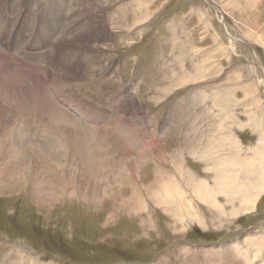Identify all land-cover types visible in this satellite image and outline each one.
<instances>
[{
    "label": "rangeland",
    "instance_id": "obj_1",
    "mask_svg": "<svg viewBox=\"0 0 264 264\" xmlns=\"http://www.w3.org/2000/svg\"><path fill=\"white\" fill-rule=\"evenodd\" d=\"M251 82L264 101V0H0V264H264V134L248 156L235 108L254 114ZM39 90L90 131L85 149L17 106ZM39 156L61 179L38 182L57 172Z\"/></svg>",
    "mask_w": 264,
    "mask_h": 264
},
{
    "label": "bare ground",
    "instance_id": "obj_2",
    "mask_svg": "<svg viewBox=\"0 0 264 264\" xmlns=\"http://www.w3.org/2000/svg\"><path fill=\"white\" fill-rule=\"evenodd\" d=\"M4 2V1H3ZM224 17V16H223ZM222 17V18H223ZM224 19V18H223ZM223 19H222V21H223ZM47 22V21H46ZM50 22V20L47 22V23H49ZM52 22V21H51ZM71 22V21H70ZM55 28V27H54ZM230 35V38L231 39H235V37L234 36H232L231 34H229ZM63 37H64V35H62ZM62 39H64V38H62ZM98 42V41H97ZM62 43V42H61ZM98 47V46H97ZM50 48V47H49ZM42 51V50H41ZM50 54V53H49ZM69 54V53H68ZM39 58H38V63H47V62H45V61H47V53H45V54H43V55H39L38 56ZM51 58V57H50ZM71 58H72V56H71ZM49 60V59H48ZM35 61V60H34ZM69 62V61H68ZM67 62V63H68ZM92 62V61H91ZM50 63V62H49ZM73 63V62H72ZM32 64H34V63H32ZM36 64V63H35ZM37 65V64H36ZM33 66H35V65H33ZM39 66V65H38ZM35 69V68H34ZM17 70V69H16ZM62 73V72H61ZM54 76V75H53ZM64 79V78H63ZM66 80V79H65ZM182 80V79H181ZM67 82H69V81H67ZM66 82V83H67ZM64 83V82H63ZM73 84V83H72ZM69 85V84H68ZM0 91H2V90H0ZM28 91H29V89L28 90H25V92L24 93H28ZM31 91V90H30ZM36 91H38V90H36ZM40 91V90H39ZM70 91V90H69ZM33 92H35V91H33ZM42 92H46L45 90H42V91H40V93H33V96H34V99H31V100H33V102L31 101V100H29V101H26V102H24L23 101V99L20 101V102H18L17 103V106L19 105H21V108H24V107H26L27 108V111H28V107H31V111H34V112H31L30 111V113L34 116V117H38V116H44L45 114H46V119H47V122L46 123H49V125L48 124H46L47 125V128H49V130H48V132L50 131V134H53L54 133V135H55V133H56V135L61 139V136L62 137H64V139L63 140H60L56 135V137H57V140L55 139V137H54V142L51 144V145H53V146H56V144L58 145V146H62V147H66V150H70L74 145H73V143L75 142V144L77 145V146H80V148L81 149H85V147H86V145H88V142H92V139H91V136H93V135H91V136H89V134H90V131H88L87 130V132L84 130V128H82L83 126L82 125H80V123L78 122V120H76L72 115H70V114H68V112L67 111H65V109H63V108H59L58 106H57V104H53L54 103V101L51 99V96L53 95V93L51 94V96H50V94H47V93H45L44 94V96L41 98V103H42V105L39 103V98H40V94H41V96H42ZM24 93H22V96H23V94ZM32 93V92H31ZM2 95V94H1ZM58 96V95H57ZM160 97H162L161 95H160ZM5 101V100H4ZM77 101V100H76ZM80 102V101H79ZM78 102V103H79ZM47 104H51L52 106H53V109H50V105H47ZM24 107H23V106ZM18 108V107H17ZM20 108V107H19ZM20 108V109H21ZM25 110V109H24ZM24 110H23V113H25L24 112ZM33 117V118H34ZM39 118V117H38ZM25 119V118H24ZM23 119V120H24ZM36 119V118H35ZM38 120V119H37ZM44 121H45V119H43ZM85 120V119H84ZM25 121H27V120H25ZM33 121H34V119H33ZM81 121V120H80ZM29 122H30V120H29ZM32 122V121H31ZM40 122H41V120H40ZM82 122V121H81ZM79 123V124H78ZM15 125V124H14ZM23 126V125H22ZM31 126V125H30ZM32 126H34V125H32ZM35 127V126H34ZM16 128H18V127H16ZM31 128V127H30ZM29 129V128H28ZM33 130V129H32ZM4 131V130H3ZM6 131V130H5ZM15 131H17V129H15L14 131H12V130H8V132H5V134L4 135H2V139H3V143H4V140L8 143V147H9V149L11 150L10 151V154H6L8 157H11L12 158V162H10L12 165H10L9 167H7V168H9L8 170V172H10L9 173V175H10V177H19V175H21V174H19V173H21V170H22V164H24V160H25V155H22L23 154V152H25L26 151V148H24V146L23 145H20L22 142L21 141H19V139H18V137H15V136H18V135H16L17 134V132H15ZM20 131L21 132H23V130H22V127L20 128ZM18 133H19V131H18ZM35 133V132H34ZM29 134V133H28ZM50 134H49V136H50ZM27 135V134H26ZM96 136V135H95ZM1 137V136H0ZM21 137V136H20ZM28 137V136H27ZM26 137V138H27ZM41 138V137H40ZM75 138V139H74ZM38 139V138H37ZM25 141V140H24ZM32 141H33V139H32ZM17 142H18V144H19V146H18V148H15V149H11V145H14V147H15V145L17 144ZM52 142V141H51ZM11 145H10V144ZM24 143V142H23ZM22 143V144H23ZM26 144V143H25ZM44 144V143H43ZM43 144H42V146H43ZM27 145H29V143L27 144ZM35 145H38V144H35ZM73 145V146H72ZM3 146H4V144L2 145V143H0V149H3ZM17 146V145H16ZM42 146H36V151L35 152H38L39 151V149L42 147ZM46 146V145H45ZM61 146H60V148H61ZM7 147V148H8ZM28 147V146H27ZM29 147H31V143H30V146ZM47 147V146H46ZM89 147V146H88ZM196 147V146H195ZM45 148V147H44ZM43 148V149H44ZM48 148V147H47ZM79 148V147H78ZM209 148V147H208ZM29 149H31V148H29ZM35 149V148H34ZM46 149V148H45ZM197 149V148H196ZM195 149V150H196ZM8 150V149H7ZM49 150V149H48ZM72 150V149H71ZM70 150V151H71ZM74 150V149H73ZM97 150V149H96ZM95 150V151H96ZM44 151V150H43ZM42 151V152H43ZM46 151V150H45ZM44 151V152H45ZM2 152V151H1ZM3 152H4V150H3ZM2 152V153H3ZM27 152V151H26ZM48 152V151H47ZM50 152V151H49ZM1 154V153H0ZM2 155V154H1ZM48 155H49V153H48ZM3 156V155H2ZM45 157H47V156H45ZM39 159V160H38ZM231 159V158H230ZM37 160H38V162H37V167H43V171L46 169H44V167H47V169H49L48 171H54V170H56V169H58V170H61V171H63L62 169H60V168H57V167H54V168H52V166H53V163H51L50 162V160H48V158H47V160H45L44 158H42V156H39V158L37 157ZM11 161V160H10ZM249 162H250V160H248ZM49 162V163H48ZM209 162V161H208ZM5 163V162H4ZM36 165V164H35ZM64 165V164H63ZM0 167H1V165H0ZM20 167H21V170H20ZM5 168V167H4ZM36 168V167H35ZM56 168V169H55ZM47 169H46V171H47ZM64 169V168H63ZM66 169H67V167H66ZM181 169H182V167H179V171H181ZM34 170V169H33ZM65 170V169H64ZM78 170V169H77ZM18 171H19V173H18ZM57 171V170H56ZM68 170H66L65 172H67ZM70 171V170H69ZM71 171H74V170H71ZM76 171V170H75ZM74 171V172H75ZM17 172V173H16ZM35 172V171H34ZM37 172H39L40 173V171H38L37 170ZM42 172V171H41ZM1 173V172H0ZM50 173V172H49ZM59 173H61V174H59ZM64 173V172H63ZM72 173V172H71ZM17 174H18V176H17ZM35 174V173H34ZM37 174V173H36ZM40 174H44V173H40ZM47 174V173H46ZM182 174V173H181ZM188 174V173H187ZM49 175V174H48ZM52 175V174H51ZM58 175H62V172H53V175L52 176H47V177H49V178H43V179H41L40 178V176H39V179L40 180H38V182L39 183H45V182H49L50 180H53L54 182H56V181H58L57 179H59V178H57L58 177ZM69 175H70V172H69ZM183 175V174H182ZM189 175V174H188ZM56 178V180H54V177ZM21 178V177H20ZM37 179H38V176L36 177ZM227 178V177H226ZM61 179V178H60ZM227 180V179H226ZM226 180L225 179H222L221 181H220V183H219V185H220V189H224V190H227V191H229V192H231L232 190V185H230V184H228V182H226ZM17 182V181H16ZM50 184H52V182H49ZM58 183V182H57ZM65 183V182H64ZM49 184V185H50ZM54 184V183H53ZM207 183L205 182V181H197V182H193V191H194V193L195 194H197V195H199V196H202L204 193L205 194H212L213 192H214V190L213 189H211L208 185H206ZM225 184H227V185H225ZM96 185V184H95ZM223 185V186H222ZM228 185L230 186L229 188H228ZM50 186H53V185H50ZM96 187V186H95ZM72 188H74L75 189V187L73 186ZM219 188V187H218ZM99 189L100 188H98V186H97V189H95L94 188V191L92 192V193H96V195H95V197H97V196H99V194H100V191H99ZM96 190V191H95ZM167 192H169L170 190H168V189H165ZM231 190V191H230ZM175 191V190H174ZM243 191V190H242ZM73 192V191H72ZM76 192V191H75ZM74 192V193H75ZM92 193L90 192V191H87V192H84L83 193V195H84V197L85 198H89V197H93V195H92ZM170 193V195L169 194H165V196H159L158 197V200H160L162 203H169V204H171L172 202L171 201H174L175 202V200L174 199H176V197L175 198H173V194H172V190L169 192ZM179 194H181V192L179 193ZM175 195V194H174ZM250 196H251V194H249ZM181 197V196H180ZM243 198H244V193H243ZM180 204H183L182 202H180ZM174 205V204H173ZM173 207H176L175 205L173 206ZM182 211V210H181Z\"/></svg>",
    "mask_w": 264,
    "mask_h": 264
},
{
    "label": "crops",
    "instance_id": "obj_3",
    "mask_svg": "<svg viewBox=\"0 0 264 264\" xmlns=\"http://www.w3.org/2000/svg\"><path fill=\"white\" fill-rule=\"evenodd\" d=\"M166 74V75H165ZM165 74H157V76L158 77H161V75H164L165 77L166 76H168L167 74L168 73H165ZM155 75V74H154ZM170 77V76H169ZM173 77H175V78H177V76H175V74H173ZM160 79V78H159ZM166 80V79H165ZM164 81V80H163ZM253 82H251V83H249V85L248 86H250L251 84H252ZM255 86V92H257L256 93V97L258 96V102H256V106H255V109L256 110H254L253 112H254V114L252 115V111H251V109H250V106H249V104L250 103H246L245 104V102H236L237 104L235 105L236 107V109H238V110H242L243 111V113H240V114H238V117L240 118V120L241 121H237L239 124H242L243 126H244V128L241 130L242 132H243V134H245V135H247L246 133H249L248 135H250L249 137H252V138H255L256 139V142L255 143H250V145H246L245 147H248L249 149H251V150H249V153L247 154L248 156L251 154V156H254V153H255V151H256V148H255V144L257 143V139H259V137L261 136V132H262V134H264V104H263V102L264 101H262L263 99H262V95H261V91H260V89L258 90L257 88H256V84L254 85V84H252V86L250 87V89H249V94L250 93H254V89H253V87ZM260 88V87H259ZM174 90H176V88L174 89ZM253 90V92H251ZM205 103H207L206 101H205ZM229 103H234V101H232V102H229ZM255 104V103H254ZM245 112V113H244ZM212 116H213V114H212ZM251 117H253V122H250V120H251ZM214 119V118H213ZM255 119H256V121H255ZM249 124H251V125H249ZM256 127H258V135H257V137H255L253 134H254V130H255V128ZM254 128V129H253ZM240 131V130H239ZM245 131H249V132H246L245 133ZM252 135V136H251ZM239 137H240V134H239ZM240 138H242V140H244L243 138H244V136H242L241 135V137ZM248 139V138H247ZM249 140V139H248ZM263 147H264V143H263ZM252 151H253V153H252ZM256 154V153H255ZM263 156H264V153L262 154ZM263 160H260V159H257L258 160V162L260 163V162H264V158H262ZM257 166V165H256ZM261 165H259V167H260Z\"/></svg>",
    "mask_w": 264,
    "mask_h": 264
}]
</instances>
